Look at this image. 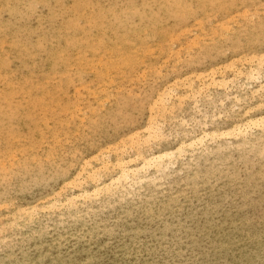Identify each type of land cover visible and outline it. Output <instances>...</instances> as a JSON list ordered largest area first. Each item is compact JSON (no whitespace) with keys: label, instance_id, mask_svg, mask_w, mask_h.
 I'll use <instances>...</instances> for the list:
<instances>
[{"label":"rangeland","instance_id":"rangeland-1","mask_svg":"<svg viewBox=\"0 0 264 264\" xmlns=\"http://www.w3.org/2000/svg\"><path fill=\"white\" fill-rule=\"evenodd\" d=\"M257 55L264 0H0V264H264Z\"/></svg>","mask_w":264,"mask_h":264},{"label":"bare ground","instance_id":"bare-ground-1","mask_svg":"<svg viewBox=\"0 0 264 264\" xmlns=\"http://www.w3.org/2000/svg\"><path fill=\"white\" fill-rule=\"evenodd\" d=\"M264 55H257V59L254 61L258 64L259 68H262L264 66ZM232 69V67H229ZM230 69V70H231ZM251 69V68H250ZM252 70V69H251ZM260 70V69H259ZM233 71V70H232ZM220 73V72H219ZM233 73V72H232ZM215 71H211L209 76L210 79L213 80L215 77ZM240 72H237V75L240 76ZM254 74V73H253ZM246 75V74H245ZM241 77V76H240ZM253 77V76H252ZM236 79V78H235ZM247 80V79H246ZM254 81H258L257 77H253ZM219 81V80H218ZM228 81V80H227ZM218 86V85H217ZM221 86V85H220ZM232 86V85H231ZM206 87V86H205ZM172 92V91H171ZM201 93V92H200ZM159 94V93H158ZM171 94V93H170ZM164 95V94H163ZM171 96V95H170ZM196 98V97H195ZM165 101V100H164ZM163 104V102H162ZM252 113L250 110L246 112L247 115H250ZM199 115V114H198ZM246 116V115H245ZM221 117V116H220ZM264 120L263 118H259L257 120L252 119V117H249L248 122L246 124L247 128H252L257 125V122ZM188 124V123H187ZM189 125V124H188ZM245 128V127H244ZM242 131V130H241ZM155 131L152 130L150 126H146L144 128V134L150 138L151 136H154ZM160 135V130L157 133ZM230 133H221L218 136L220 137H228L230 136ZM161 136V135H160ZM162 137V136H161ZM208 137V134L206 132H203L199 136H194V138L190 139L189 141L186 142H181L178 144L175 148L173 149H163L159 150L158 152L148 156L147 158L141 159V164L140 165H133L130 167L125 168L124 165H120V169L122 173L128 172L132 176L136 175L142 170H150L153 169L156 173H159L160 176H162L167 170L170 165V160L174 159L175 156L181 157L183 153L186 152V150H193L196 148H199L204 139ZM147 178V177H146Z\"/></svg>","mask_w":264,"mask_h":264}]
</instances>
